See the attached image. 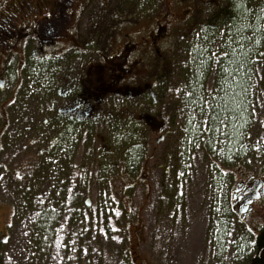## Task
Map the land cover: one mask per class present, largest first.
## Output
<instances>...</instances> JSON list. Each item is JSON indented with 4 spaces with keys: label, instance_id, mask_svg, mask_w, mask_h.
Listing matches in <instances>:
<instances>
[{
    "label": "rangeland",
    "instance_id": "obj_1",
    "mask_svg": "<svg viewBox=\"0 0 264 264\" xmlns=\"http://www.w3.org/2000/svg\"><path fill=\"white\" fill-rule=\"evenodd\" d=\"M220 1L223 0H89L86 10L79 17L81 23H78L83 31L78 41L81 40L83 44L80 47L92 53L85 56L86 60L92 62L98 59V53L107 52L108 55L111 52L107 47L108 44L116 42L115 46L120 47L124 40H129L123 36L131 37L132 40L146 37L148 40L149 33L157 29V24L166 27V22L170 21L166 32L172 34L171 46H164L161 55L156 59L145 60L146 66L149 67L150 63L151 72L147 73V81L152 84L153 89L157 88L153 85V83L157 84L155 78L163 81L171 73L172 78L168 81H172V84L169 86L165 81L163 82L165 95L162 93L157 100L160 102L152 103L149 111L143 103L126 101L124 121L132 120L131 128L136 137L122 136L114 129L113 124L105 126V122L93 124L92 134L87 133L89 129L87 128L81 129L80 133H77L78 136L76 135L77 150L71 167L74 165L82 173L80 190L83 192V198L90 200L95 207H101L103 201L117 198L131 217L126 223V230L114 232L111 228L107 241L104 239L105 241L94 246L96 252L95 249L93 252L103 257V264H123V251L126 246L129 247L133 264H247L255 251V239H264V199L259 204L257 220L246 221L244 224L240 218L232 214L227 220L216 217L214 219L213 216L211 217L212 209L209 208L211 195H217L219 203L229 201L230 190L241 172L264 178V142H260V137L256 135L259 129L264 133V66L262 65L264 58L260 59L261 66L257 67V75L254 79V86L258 88L259 93L254 110L256 122L251 125L252 120L250 121L244 130V139L241 143V146L249 144L250 147L224 170L226 176L222 179L213 177L214 163L206 159L202 152L196 153L191 158L189 154L182 155L180 144L183 143V133L181 128L179 129V125L181 127L182 124L178 119L182 109L181 101L173 91L167 92L168 96L165 93V90H169L175 82L173 72L176 71L177 63L174 64V58L179 57L183 48L190 47L195 41L194 34L191 33L198 26L196 23L204 20L201 13L203 14L207 9L216 10L221 6ZM12 2L17 0H0V15L7 14L6 11L12 8ZM37 2L51 5L53 0H37ZM260 3L264 6V0ZM201 8L204 11H201ZM40 15L41 13L38 17ZM201 24L204 25V22ZM7 26L6 24L0 28V39L6 34ZM262 26L264 27V22ZM114 28L122 39L115 40V33L111 32ZM132 33L138 34L131 36ZM87 34L91 38L86 45L82 40H85ZM33 45L32 41L31 46ZM73 57H77V52L68 56L62 66L54 57L49 59L56 67L40 81V84H46L49 79H53L50 90L43 91L41 88V93L45 94L43 96L37 94V85L30 79L35 71L30 70L28 65L21 74V85L20 82L16 85L13 68L15 65L12 66L8 87L0 93V101H2L6 91L8 94L11 89L16 92L13 96L16 102L12 106H9L10 103L8 105L9 123H6L7 118L4 114V123L2 122V127L0 126V262L2 264H20L15 255V247L17 239L24 232L21 228L23 221L13 214L15 204L10 191L11 177L21 166L26 167V164L34 163L35 149L38 148L39 151L43 149L46 138L57 131L59 124L55 122L56 125L52 127L47 125L42 130L43 136L41 135L34 145H30L27 138L18 137L20 133L16 131L20 128L17 123L26 121L28 124L25 115L29 116L31 122L37 121L36 117H39L38 120L46 119L39 115L36 101L46 97L48 104L51 105L52 101L56 100L57 81L67 72L68 58ZM13 60L14 58L11 64ZM43 64L49 63L43 61ZM34 75L40 76L36 73ZM0 78L5 77L0 76ZM212 81V77L207 79L205 91H211ZM0 83L3 86V82ZM50 93L54 94L53 98L49 97ZM143 110L145 112L140 114ZM147 113L152 115V123L162 128L166 126V118L174 119L173 130L163 138V141L158 142L161 144H156L154 141L158 134L153 130V126L149 125L147 119L145 120ZM40 122L37 121L34 126H37V123L39 126L44 125V122ZM49 131L51 132L47 134ZM74 134L71 133V136ZM261 137H264V134ZM192 147L189 151L188 148L186 149L188 153L197 148ZM166 150L170 155L168 154L169 157L164 159ZM122 159L123 170L120 178L124 184L119 181L118 170L119 160ZM30 165L27 167L30 168ZM178 167L186 172L176 176L175 185L171 186L172 184L162 181L164 171H173ZM210 177L212 178L209 182ZM111 205L113 206L101 207V209H108L109 213L116 211V204ZM219 211L218 209L217 212ZM13 222L12 227L10 225ZM108 223H104L103 226L109 228ZM99 252L103 253L99 254Z\"/></svg>",
    "mask_w": 264,
    "mask_h": 264
},
{
    "label": "trees",
    "instance_id": "obj_2",
    "mask_svg": "<svg viewBox=\"0 0 264 264\" xmlns=\"http://www.w3.org/2000/svg\"><path fill=\"white\" fill-rule=\"evenodd\" d=\"M260 1L223 0L216 10L207 9L201 13L204 20L197 22L198 26L191 33L195 41L190 47L183 48L179 57L174 58V64L177 63L176 71L173 72L175 82L172 88L165 90L166 95L173 91L181 101L178 119L182 124L181 127L179 125L183 133V143L180 144L182 155L189 154L191 158L202 152L206 159L214 163L213 177L221 179L226 176L224 170L250 147L249 144L241 146L244 130L251 120V125L256 122L254 110L259 93L254 86V79L257 67L261 66L260 59L264 58V6ZM201 11L204 10L201 8ZM48 63L42 65L41 62V66L35 64L29 67L40 75L36 77L33 73L30 77L37 85V94L40 96L45 95L41 93V88L48 91L52 87L53 79L40 84L48 72H53L56 67L53 61L48 60ZM210 77L213 78L212 88L207 92L204 86ZM165 83L170 86L172 81L165 80ZM49 97L53 98L54 94L50 93ZM49 106L46 97L36 101V109L41 116L49 114ZM25 116L28 124L19 121L17 126L20 129L16 132L20 133L18 137L27 138L29 144L34 145L43 136L42 130L48 124L39 126L37 123L34 126V123H43V120L36 117L37 121L31 122L29 116ZM261 118L262 115L259 121ZM166 119L168 130L165 134L168 136L175 124L172 117ZM124 120L113 116L109 123L122 136L136 137L130 122ZM52 126L49 124V127ZM80 131L68 128L66 133L58 129L52 132L46 138L43 149H35L34 163L26 164L30 168L23 165L11 177L10 191L15 204L13 214L23 221L21 228L24 230L15 247L20 264H103V257L96 255L94 246L107 239L109 229H114V232L126 230V223L131 217L117 198L103 201L101 207L116 204V211L111 213L108 209L93 206L90 200L83 198L80 190L82 173L74 165L71 167L77 150V133ZM92 131L89 128L87 133L92 134ZM261 131L259 129L256 135L260 137V142H264V137H261L264 133ZM71 133L76 134L71 136ZM192 146H196V150L188 153ZM118 170L119 181L122 182L120 174L123 159L119 160ZM184 172L180 167L164 171L162 181L173 186L176 176ZM217 197L211 195L210 198L211 217L215 219L220 216V220H223L228 217L225 214L229 201L220 204ZM107 222L109 228L103 226ZM10 226L13 227L14 222ZM258 247L260 252H264L263 242ZM123 253V264H133L128 246ZM256 260L264 264V253L256 256L254 251L247 264H254Z\"/></svg>",
    "mask_w": 264,
    "mask_h": 264
},
{
    "label": "flooded vegetation",
    "instance_id": "obj_3",
    "mask_svg": "<svg viewBox=\"0 0 264 264\" xmlns=\"http://www.w3.org/2000/svg\"><path fill=\"white\" fill-rule=\"evenodd\" d=\"M88 3L89 0H53L50 5L45 2L38 3L37 0H17L11 3L12 8L6 11L7 14L0 15V28L8 25L6 34L0 39V76L5 77L0 78L3 82V86L0 85V93L8 87L12 66L15 65L13 68L16 85L18 82L21 85V74L26 65L31 67L54 57L62 66L68 56L77 52V57L68 58L67 72L57 81L56 100L49 106V114H43L46 118L43 120L45 125H56L55 122H59L58 130L64 133L68 128L75 129L76 132L81 129H93V124L101 122H105L106 126L110 124L113 116L124 120L126 101L143 103L149 111L152 103L160 102L157 100L162 96L163 89L158 88L163 87L165 80L172 78L171 73L163 81L155 78L157 84L153 85L157 88L153 89L152 84L147 81V73L151 72L150 63L148 67L145 61L146 58L156 59L161 55L164 46L172 45V34L166 32L170 21L166 22V27L157 24V29L149 33L148 40L146 37L132 40L131 37L123 36L129 40H124L122 46H115L117 43L112 42L107 45L111 49L108 55L107 52L98 53V59L93 60L94 62L86 60L85 56L92 53L80 47L83 44L78 40L83 30L78 22L81 23L79 17L86 10ZM39 13L41 15L38 17ZM111 32L115 33L116 41L122 39L116 28L111 29ZM137 34L132 33L131 36ZM90 38L91 36L87 34L82 41L87 45ZM11 90L9 94L6 91L5 98L0 101L1 127L2 122L4 123V114L7 118L6 123H9L7 116L9 103V106H12L16 102L13 99L15 90ZM144 112L145 110L140 114ZM151 117L152 115L147 113L145 120L147 119L158 134L154 138L157 144L166 137L168 126L162 128L153 124ZM128 121L133 123L131 119ZM166 152L168 158L170 153L167 150ZM263 199L264 178L243 172L234 181L230 190L225 216L232 214L240 218L243 224L246 221L257 220L259 204ZM218 218L220 219V216ZM227 219L228 217H224L223 220ZM262 242L264 245V239H255L256 256L264 253L260 252L258 247ZM254 264L262 263L256 260Z\"/></svg>",
    "mask_w": 264,
    "mask_h": 264
}]
</instances>
